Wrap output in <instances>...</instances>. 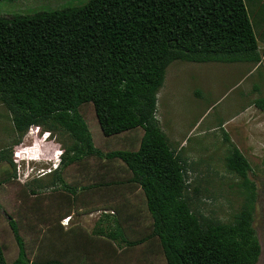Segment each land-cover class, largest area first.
<instances>
[{"label":"trees","instance_id":"obj_1","mask_svg":"<svg viewBox=\"0 0 264 264\" xmlns=\"http://www.w3.org/2000/svg\"><path fill=\"white\" fill-rule=\"evenodd\" d=\"M247 1L87 0L0 16V102L10 112L15 142L31 125L41 126L43 136L46 131L67 135L70 141L50 183L72 194L78 189L64 183L60 169L91 156L120 160L129 184L143 193L150 218L144 236L130 237L135 230L122 219V211L131 207L126 202L113 204V213L102 211L106 219L100 222L107 225L98 222L95 231L115 244L133 247L156 238L165 264L257 263L256 192L247 157L220 124L228 145L225 167L242 179L245 199L231 221L205 214L192 206L186 144L171 141L157 117V93L172 61L262 62L264 1L254 9ZM85 103H92L105 137L141 129L137 147L98 148L80 111ZM253 104L264 109V96ZM9 225L18 245L10 264H67L58 258L30 259L15 221ZM0 264H9L1 240Z\"/></svg>","mask_w":264,"mask_h":264},{"label":"rangeland","instance_id":"obj_2","mask_svg":"<svg viewBox=\"0 0 264 264\" xmlns=\"http://www.w3.org/2000/svg\"><path fill=\"white\" fill-rule=\"evenodd\" d=\"M86 1L0 0V16L11 17L47 9L73 7ZM262 48L264 47L261 46L263 59L259 65L243 62L172 61L166 68L163 85L157 93V117L162 124L161 128L171 141L178 142L179 145L186 144L184 154L189 156L191 165L187 173L194 208L226 222L232 220L245 199L242 179L225 167L224 156L228 145L222 138L220 124L249 160L251 169L248 177L254 182L256 192L253 227L261 246L256 264H264V109H259L253 104L254 99L264 96ZM80 107L93 141L102 151L137 147V141L134 146H129L122 135L105 137L92 103H85ZM43 132L41 126L33 127L27 131L21 142L16 143L17 135L10 112L0 102V240L9 264L18 254L17 241L9 221H15L26 246L27 255L33 260L41 252L43 227L52 226V232L55 229L54 220H46L41 224V210L48 211V208L53 210L52 203L58 197V192L65 190L59 183L57 185L50 183L52 167L49 159L57 158L70 140L60 131H46L45 136L42 135ZM135 135L137 136L136 132ZM6 149L10 151L14 167L9 162ZM20 150H23L24 157L26 154L37 157L41 163L32 161L26 168L24 160L18 166L16 155ZM39 155L41 157H38ZM115 161L91 156L64 167L61 174L70 185L78 187L79 190L76 192L78 198L85 190H82L83 187L91 184L94 195L90 198L92 205L99 206L101 203L105 205L111 202L112 198L108 200L103 194L99 196L93 191L105 189L101 186L108 179L100 175L106 169L104 164L107 162L117 167L118 162ZM32 165L35 169L30 172ZM38 167L44 171L50 168L51 172L42 175L35 171ZM26 171L30 173L27 175ZM41 183H47L48 186L41 188ZM137 194H140L141 198L135 201ZM116 197L118 196H114ZM63 198L59 197L58 200L64 201ZM142 198L140 190H135L129 197L137 205L138 217L140 216L138 224L136 221L131 225L140 233L130 236L132 239H135V236H144L146 234L144 230H147L146 226L150 223L145 200L142 202ZM118 200L114 199L113 204ZM110 210L107 209L108 212H112ZM77 211L80 213L77 217L85 224L72 216L69 223L77 224L73 226L74 228L86 226L92 229L101 210L88 213L78 208ZM63 220L64 226L67 227L68 218ZM142 229L144 230L141 231ZM51 240L53 241V238ZM157 246L158 241L155 238L129 247L124 251L125 255H121L120 260H125V264H165ZM149 249L151 252L147 251Z\"/></svg>","mask_w":264,"mask_h":264},{"label":"crops","instance_id":"obj_3","mask_svg":"<svg viewBox=\"0 0 264 264\" xmlns=\"http://www.w3.org/2000/svg\"><path fill=\"white\" fill-rule=\"evenodd\" d=\"M247 2L249 6L252 9H254V6H259V3L261 4L263 0H248ZM253 12H255V10ZM263 19L264 17L260 19V23H261L260 27L262 26V28H264ZM135 132L137 133V136L135 135ZM141 134H142V130L140 129L134 131H127L119 135H122L127 145L134 146L136 141L139 143ZM115 160L116 159L111 161H115ZM115 162H118L117 167H115L114 164L109 165L108 162L104 164L106 165L105 166L106 169L100 176L106 177L108 179V181L104 183L103 186H101V187H105V189L93 191L97 193L99 196L103 194V196H105L108 200L112 198L111 202H109L108 204L103 205L101 203L99 204V206L92 205V201L90 198L92 196L94 197L91 190L93 187L90 186L91 184H89L87 187L81 186V188L83 187L82 190L84 189L85 190L82 194L79 195V198L77 196V193L75 195H72L67 190H66L67 192L65 190L58 192V197L52 203L53 210L52 209L50 210V208H48V211L41 210V219H42L41 224H44L46 220L48 221L54 220L56 221V224H54L55 229L53 232L51 229L52 226L50 227V225H48L47 227H43V229L41 230L42 233L41 252L37 254L36 259L38 258L41 259V261H43L49 258L50 259L58 258L67 264H125L124 263L125 260L124 261L120 260V258L121 255H125L124 251H127L126 249L129 247L128 246L119 247L118 245L115 244V242H113L107 236L97 233L95 231V228L98 225L97 223L100 222V220L102 219L103 220L106 219V217L102 215L101 211L107 213L115 212L116 209L113 205L114 199H119L126 202L129 207L131 205L130 208H127L126 210L122 211V219L123 220L125 219L127 224H129L130 222L131 224H133L136 221L138 222L140 219L139 218L140 216L138 217L139 209L136 208L137 205L134 204V201L132 199H129V197L135 192V190L139 191L140 188L129 184L128 181V178L130 176L129 172L126 170L125 166L121 163L120 160H116ZM64 167L60 169V174H61V170ZM62 178L64 183L67 184L68 186L77 187L76 185H70L64 179L63 176ZM117 178L121 179L122 181H125L126 183L120 185L111 183L112 180ZM62 192L65 193L62 194ZM114 196H118V197L114 198ZM142 196H143L142 198V202H143L144 199L143 193ZM59 197H64L63 198L64 201L60 202V200H58ZM135 197H136L135 201H137L138 199L140 200L141 198L140 194H137ZM78 208L79 210H85L88 213L96 210L98 211L101 210L100 216L96 222L97 225L95 224V226L92 229L90 228L88 229L86 226L84 228H74L73 226L77 224L69 223L71 216L76 218L83 225L85 224L83 223L81 218L77 217L78 215L80 216V213H78L77 211ZM107 209H111L112 212H108ZM62 210H64V212ZM114 214L116 215L118 213H114ZM120 215L121 214L119 213L118 216L119 222H121ZM127 216L130 218H128ZM65 217H68V223L66 222L67 227L64 226V221H62ZM99 224H101L100 226L107 225L106 222L103 221L100 222ZM143 230L144 229H142L141 231ZM144 231L146 234L148 233L147 230ZM138 233L140 232L136 229L135 233L131 231L129 234H132L131 236H134L135 234ZM51 238H53V241L51 240Z\"/></svg>","mask_w":264,"mask_h":264},{"label":"clouds","instance_id":"obj_4","mask_svg":"<svg viewBox=\"0 0 264 264\" xmlns=\"http://www.w3.org/2000/svg\"><path fill=\"white\" fill-rule=\"evenodd\" d=\"M32 127H35L36 128V126H34V125H31ZM30 126V127H31ZM29 129V128H28ZM27 131H29V130H27ZM34 132H37V131H34ZM27 133V132H26ZM25 133V134H26ZM44 133V132H43ZM43 133H42V135H43ZM24 134V135H25ZM24 137V136H23ZM22 137V138H23ZM22 138H21V140L19 141V142H21L22 141ZM61 154V153H60ZM60 154H59V156L57 157V158H54V159H49V162L51 163V167H52V171H54V169H56L57 167H59V164H60ZM38 157H41L40 155L38 156ZM22 161H26L25 163H26V168H28L29 167V164H30V162H32V161H37L36 163H41V160L39 159V161H38V158L37 157H33V156H27V154L25 155V157L23 156L22 157ZM35 168L33 167V165L31 166V170H30V172H32L33 170H34ZM37 173H40V174H46V173H49V172H51V169L49 168V170L48 171H44L43 169H41V167H38L36 170H35ZM30 172H28V171H26V173H27V175H28V173H30ZM41 175V176H42ZM102 212V211H101ZM65 218H68V217H65ZM62 221H64V220H62Z\"/></svg>","mask_w":264,"mask_h":264},{"label":"built area","instance_id":"obj_5","mask_svg":"<svg viewBox=\"0 0 264 264\" xmlns=\"http://www.w3.org/2000/svg\"><path fill=\"white\" fill-rule=\"evenodd\" d=\"M33 129V127L31 126V127H29V131L30 130H32ZM28 131V132H29ZM23 149V148H22ZM23 150H20V153H17V155H16V157H17V165L19 166V164H20V162L22 161V157H23V152H22ZM21 175V174H20ZM27 176V175H26ZM19 179H21V178H19Z\"/></svg>","mask_w":264,"mask_h":264}]
</instances>
